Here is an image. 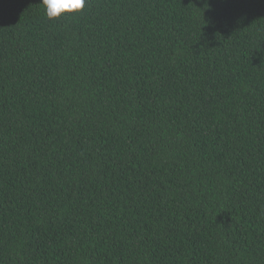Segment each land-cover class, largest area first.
Returning a JSON list of instances; mask_svg holds the SVG:
<instances>
[{
    "label": "trees",
    "instance_id": "16d2710c",
    "mask_svg": "<svg viewBox=\"0 0 264 264\" xmlns=\"http://www.w3.org/2000/svg\"><path fill=\"white\" fill-rule=\"evenodd\" d=\"M0 264H264V0H0Z\"/></svg>",
    "mask_w": 264,
    "mask_h": 264
},
{
    "label": "clouds",
    "instance_id": "9594fccd",
    "mask_svg": "<svg viewBox=\"0 0 264 264\" xmlns=\"http://www.w3.org/2000/svg\"><path fill=\"white\" fill-rule=\"evenodd\" d=\"M87 0H41L49 19L61 17L63 14L81 12L86 6Z\"/></svg>",
    "mask_w": 264,
    "mask_h": 264
}]
</instances>
